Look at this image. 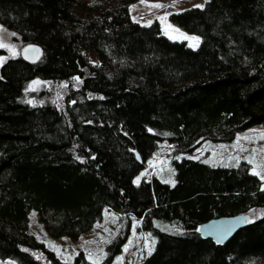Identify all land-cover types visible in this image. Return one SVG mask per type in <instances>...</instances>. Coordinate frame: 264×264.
Masks as SVG:
<instances>
[{
    "label": "trees",
    "instance_id": "obj_1",
    "mask_svg": "<svg viewBox=\"0 0 264 264\" xmlns=\"http://www.w3.org/2000/svg\"><path fill=\"white\" fill-rule=\"evenodd\" d=\"M134 1L0 0V28L41 48L34 63L18 55L0 66V257L90 264L82 252L61 261L30 232L29 214L52 236L76 238L108 209L147 229L155 220L181 229L155 230L141 264H264V214L224 244L198 231L212 218L264 209V188L246 163L182 158L173 186L154 175L133 183L161 140L188 152L264 125V0H207L170 13L201 37L195 49L157 21L136 22ZM37 78L64 85L63 98L27 102L25 87Z\"/></svg>",
    "mask_w": 264,
    "mask_h": 264
},
{
    "label": "rangeland",
    "instance_id": "obj_2",
    "mask_svg": "<svg viewBox=\"0 0 264 264\" xmlns=\"http://www.w3.org/2000/svg\"><path fill=\"white\" fill-rule=\"evenodd\" d=\"M108 0H84L86 6L101 7ZM160 5V7H155ZM205 5V0H135L129 6L131 17L141 25H150L157 21L163 33L174 41H184L187 46L195 49L199 46L201 37L184 32L178 25L172 23L168 16L172 12ZM0 42L9 47H0L4 54L0 58L20 55L22 45L10 32L0 28ZM183 34V35H181ZM198 37L199 44L184 37ZM10 48H14L13 55ZM3 61V62H4ZM64 85L48 83L44 79L29 81L24 90V97L31 105L45 102H59L64 95ZM189 158L201 160L212 166L236 167L241 162L247 164L249 171L259 179L264 188V125L255 124L239 130L229 141H203L196 149L180 152L174 142L164 139L158 142L153 154L147 159L146 165L134 176L133 183L140 184L151 176L158 177L162 182L173 186L175 184V160ZM264 214V209L253 208L248 213L252 221ZM154 229V230H153ZM153 229L143 227L142 221L131 214H120L104 209L102 216L88 230L78 237L52 236L38 214L31 210L29 214V230L46 248L63 262H73L82 252L90 264H141L154 250L158 240L155 230L177 234L181 229L168 223L155 220ZM0 264H17L14 258H1Z\"/></svg>",
    "mask_w": 264,
    "mask_h": 264
},
{
    "label": "water",
    "instance_id": "obj_3",
    "mask_svg": "<svg viewBox=\"0 0 264 264\" xmlns=\"http://www.w3.org/2000/svg\"><path fill=\"white\" fill-rule=\"evenodd\" d=\"M25 49H28L26 52ZM41 54V48L35 44L23 46L20 56L29 63L36 62ZM139 159V156L137 155ZM248 220L247 214L221 216L212 218L200 224L198 231L202 237L209 238L216 243H226L237 231L242 229Z\"/></svg>",
    "mask_w": 264,
    "mask_h": 264
},
{
    "label": "snow or ice",
    "instance_id": "obj_4",
    "mask_svg": "<svg viewBox=\"0 0 264 264\" xmlns=\"http://www.w3.org/2000/svg\"><path fill=\"white\" fill-rule=\"evenodd\" d=\"M205 2L207 3V0H205ZM155 7H160V5H155ZM196 7H202L201 5H197ZM0 30H3V29H0ZM11 35H16L15 33H11ZM183 35V34H181ZM185 39H188V40H191V41H195L196 42V45L199 44V38L198 37H187L185 36L184 37ZM0 47H9L8 45H5L4 43L0 42ZM10 51H12L13 55H15V50L14 48H10ZM25 51L27 52L28 49H25ZM3 61H4V58H0V66H2L3 64ZM0 79H2V77H0ZM149 254H151V251L149 252Z\"/></svg>",
    "mask_w": 264,
    "mask_h": 264
}]
</instances>
